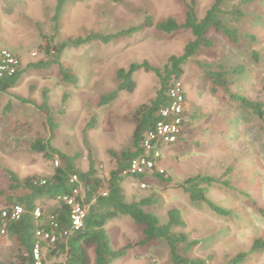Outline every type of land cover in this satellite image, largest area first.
Instances as JSON below:
<instances>
[{"label":"rangeland","instance_id":"374dc122","mask_svg":"<svg viewBox=\"0 0 264 264\" xmlns=\"http://www.w3.org/2000/svg\"><path fill=\"white\" fill-rule=\"evenodd\" d=\"M191 0H69L61 16L60 31L53 38L51 19L57 0H0V51L13 52L24 73L20 83L7 93H0V209L20 196L10 190L6 170L27 177L51 176L62 166L61 154L75 158L81 173L90 170L94 160L97 176L108 180L117 170L118 159L132 148L136 124L135 112L148 104L160 88L153 73L140 71L134 78L133 93L120 92L107 105L102 98L114 93L119 82L117 71L133 63L148 61L163 69L172 56H182L188 43L195 40L190 31L174 34L146 28L110 44L90 43L68 48L61 63L78 78L77 85L65 84L59 67L34 70L31 64L47 60L49 45L84 38L92 34L111 35L139 27L148 19L158 24L169 18L180 24L186 20ZM197 16L202 19L215 0H196ZM242 13L237 42L222 32L211 31L213 47L203 49L184 67L181 79L188 95L189 125L186 139L162 150L160 166L170 183L156 177L146 178L148 189L140 181L125 177L122 188L127 201L155 196L157 205L146 210L168 222L171 209L182 213L185 234L199 245L189 258L208 259L209 264H227L240 253H250L257 239L264 241V123L231 95H241L264 105V0H231L223 10ZM231 26L227 15L221 16ZM244 67L243 74L230 75V86H214L207 72H230ZM45 99L48 109L41 110ZM51 116L56 127L51 129ZM42 140L53 159L36 152L32 146ZM58 164V165H57ZM198 175L221 178L231 188L213 185L207 198L228 216L214 213L204 202H192L178 188ZM85 184H82V193ZM57 201H42L46 213ZM114 250L144 239L143 227L122 217L106 227ZM20 253L17 238L0 235V261L10 263ZM91 264L95 253L90 251ZM112 264H173L168 245L154 241L136 247ZM242 264H264V251L250 254Z\"/></svg>","mask_w":264,"mask_h":264},{"label":"trees","instance_id":"16d2710c","mask_svg":"<svg viewBox=\"0 0 264 264\" xmlns=\"http://www.w3.org/2000/svg\"><path fill=\"white\" fill-rule=\"evenodd\" d=\"M68 1L57 0L55 12L51 19L53 38L60 31L61 16ZM230 1L215 0L205 16L199 19L197 16V2L191 0L188 4L186 20L182 24L173 18L158 24H154L153 21L148 19L142 26L123 30L116 34H92L84 38L70 39L54 46L49 45L46 50L48 59L29 66L34 70H47L58 66L63 82L68 85H77L79 83L78 78L72 75L70 70L61 63V57L68 48L78 49L94 42L110 44L123 37H130L146 28H154L164 34L190 31L195 38L194 41L187 44L182 56H172L163 69L154 67L148 61H144L141 64L133 63L128 69L117 71L119 86L114 93L102 98V105H107L115 100L120 92L133 93L137 88L134 76L140 71L155 74L159 80L160 88L153 100L141 106L135 112L133 118L136 128L132 139V148L121 155V158L118 159L117 170L111 172L108 180H103L97 176L93 159H90V170L87 173H81L76 169V159L62 154L63 164L55 168L51 176L34 175L22 181L17 174L6 170L7 178L10 181V190L22 194L9 199L5 207L0 209V235L5 230V234L17 238L20 253L10 263L0 261V264H36L34 250L37 245H40L42 264H91V250L95 253V264H112L115 260L127 257L132 249L147 247L154 241L166 242L173 264H209L208 259L189 258V254L199 245L198 241H190L185 234H175L173 232L175 228L186 227L179 209H171L168 213V222L162 224L158 216L146 210L150 206L157 205L159 200L155 196H151L140 201L129 202L124 195L122 183L125 178L123 173L128 170L135 159L143 154V142L146 133L155 127L159 120L160 111L169 105L168 92L172 84L181 81L185 73L184 67L190 59L196 57L203 49L213 47V42L208 38L209 33L211 31L222 32L231 41H238L242 13L235 9L226 13L223 6ZM222 15L228 16L231 26L225 24ZM244 71V67H236L230 72L221 69L219 72L209 71L206 75L214 86L222 87L228 92L230 86L229 76H238L243 74ZM23 73L24 70L21 69L15 76L1 81L0 93H7L16 88ZM231 98L264 123L263 104L251 101L241 95L232 94ZM47 109L48 102L45 99L41 110L46 111ZM48 120L51 129L54 130L56 125L51 116H48ZM32 149L45 154L49 159H53V155L49 153V147L42 140H37ZM73 176L78 178V183L72 182ZM156 178L162 183L171 182V178H166L165 175L156 174ZM79 183L85 184L83 201L81 197L77 198L86 210L84 226L81 230H73L72 207L63 202H59L53 211L44 212L39 219L35 218L34 212L40 207V202L57 201L60 196L73 195ZM213 185L231 188L230 183L223 181L221 178L201 175L188 179L178 188L183 189L192 202H204L217 215H230V211L218 207L207 198V191ZM14 206L24 208L21 218L16 221L4 218L3 212ZM122 217H129L135 224L143 227L144 239L139 243H130L121 250H114L106 227L110 222ZM39 232L42 235L46 234L50 238H55L54 242L48 239H39ZM259 251H264V241L261 239L254 241L250 253H240L227 264H242L251 253L254 254Z\"/></svg>","mask_w":264,"mask_h":264},{"label":"built area","instance_id":"2783aa9c","mask_svg":"<svg viewBox=\"0 0 264 264\" xmlns=\"http://www.w3.org/2000/svg\"><path fill=\"white\" fill-rule=\"evenodd\" d=\"M22 69L20 59L11 51H0V82L15 76ZM170 103L159 113V120L155 127L148 131L143 142V154L135 159L123 173L124 177H131L140 181L142 190L148 189L146 178L156 177V174L165 175V170L160 166L163 158L162 150L166 146L178 144L186 139L187 125H189V104L187 91L181 81H176L172 84L168 92ZM58 165V164H57ZM142 177V178H140ZM72 182L78 183L76 176L72 177ZM81 197L83 201L82 183H79L73 195L58 197L57 202H63L72 207V224L73 230L79 231L84 226V218L86 210L77 200ZM44 210L37 208L34 212L35 218L39 219L43 216ZM24 213V208L21 206L11 207L3 212L4 218L11 220H19ZM5 234V230L2 231ZM39 239L51 240L49 235L38 233ZM34 259L36 264H42V255L40 245H37L34 250Z\"/></svg>","mask_w":264,"mask_h":264}]
</instances>
